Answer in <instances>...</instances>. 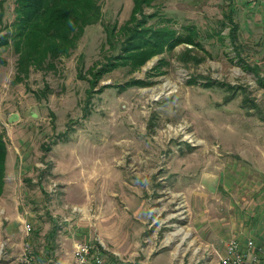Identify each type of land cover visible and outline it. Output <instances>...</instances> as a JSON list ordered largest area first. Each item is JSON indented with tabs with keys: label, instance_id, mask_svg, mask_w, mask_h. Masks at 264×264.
<instances>
[{
	"label": "crops",
	"instance_id": "1",
	"mask_svg": "<svg viewBox=\"0 0 264 264\" xmlns=\"http://www.w3.org/2000/svg\"><path fill=\"white\" fill-rule=\"evenodd\" d=\"M180 45L191 49L190 45ZM3 50L6 49H0V52ZM104 76L87 95L83 111L84 120H88L83 137H79L75 120L70 118L72 126L62 130V141L59 138L54 141L52 137L50 146L41 149L42 141L38 149L33 144L34 129L22 134L15 128L22 115L13 111L7 114L6 121L10 125L0 128V135L6 143L4 177L0 188V264H21L25 246L32 252L36 264H72L74 245L82 241L97 246L102 257L115 264H215L230 240L240 244L251 240L254 244L252 252L263 256L264 130L261 126L252 120L239 119L242 128L235 130L234 144L221 155L216 146L209 144L211 134L201 131L206 125L204 120L203 123L200 121L202 116L190 114L186 120L191 132L181 136L177 128L169 130L173 145H170L172 159L167 168L154 158L152 161H140L138 189L136 176L130 172L131 168L138 167L122 166L114 161L112 155L114 149L120 153L128 149L127 142L130 141L122 133L126 119L123 123L119 119L112 121L116 115L111 111L97 114V109L90 108L92 101L112 87L110 84L100 85L105 80ZM151 79L152 76L146 75L142 80L153 84L137 87L155 85L156 81ZM12 83L19 84L13 79ZM44 85L48 86L47 91L41 88L32 92L39 103L35 105L39 106V112H34V109L29 111L28 117L32 122L41 115L42 106L45 107L50 94L49 85L46 82ZM89 90L88 85L86 94ZM96 95L98 98H95ZM196 104L199 105H193ZM100 105L107 107L105 101ZM73 109L65 113L71 114ZM13 113L18 115V119L10 123L8 118ZM50 114L54 117L53 113ZM121 116L125 117V114ZM152 128L151 137L152 133L155 135L158 132L154 126ZM114 135L122 136L127 147L126 144L121 145V139L114 138ZM38 153L45 161L37 162ZM213 181L215 188L211 189ZM164 183L173 186L176 194L183 195L184 217L181 219L186 235L177 241L181 230L176 231L171 237L165 236L163 244L158 245L155 241L157 232L150 229L157 214L149 206L160 200V188ZM111 200L125 202L130 208L109 209L107 206ZM76 206V212L70 210ZM135 219H140V228L135 230L132 225L125 226L128 220ZM26 226H29V231Z\"/></svg>",
	"mask_w": 264,
	"mask_h": 264
},
{
	"label": "rangeland",
	"instance_id": "2",
	"mask_svg": "<svg viewBox=\"0 0 264 264\" xmlns=\"http://www.w3.org/2000/svg\"><path fill=\"white\" fill-rule=\"evenodd\" d=\"M11 1L4 0L6 12L2 19L6 23L13 20ZM97 4L101 9V20L84 29L83 36L70 57L61 59L57 63L56 73L45 75L32 73L26 84H13L16 56L11 50L2 51L6 65L0 67V128L9 124L6 116L13 111L22 115L20 123L15 125V128L22 131V134H26V131L30 133L32 131L29 130L34 129L33 144L38 149V144L42 141L41 149H45L46 145L50 146L52 137L54 141L57 138L62 141L60 133L72 126L69 122L70 118L71 121L75 120L79 137L84 136L88 119L84 120L83 108L88 99L86 94L88 84L85 80L77 78L78 68L84 73L89 67L103 61V56L108 51L105 27L119 26L127 20L133 2L132 0H97ZM228 11L231 13L230 18L234 20L233 23L226 20ZM146 12L157 13V17L149 23L159 25V18H170L173 21L171 26L178 33L185 32L186 29L182 26L197 27L206 55L193 50L182 62L178 57L185 46L180 45L173 52H166L151 59L137 72L130 74L127 68H120L104 76L105 80L100 85L110 84L112 87L106 92L103 91L99 98L96 95L95 98L98 99L91 102L90 108L97 109V114L105 112L108 114L107 112L111 111L116 115L113 116L112 121L119 119L123 123V119H126L122 125V133L130 141L127 142L128 149H125L124 153L114 149L112 155L114 161L122 166L138 167L130 169V172L136 176L135 183L138 189H140V161L157 159L167 168L168 162L172 159L170 145H173L169 130L177 128L178 133L185 136L184 133L190 130L187 121L190 114L202 116L203 119L200 121L203 123L204 120L206 125L201 131L211 134L208 137L209 144L216 146V150L221 155L226 148L234 144L232 141L234 142L237 132L235 130L242 128L239 119L252 120L264 130V0L259 2L256 0H156L155 7L146 9ZM235 25L238 38L234 43L229 38V32ZM159 58H163L165 63L161 66L164 74L159 77L151 75L153 78L151 80L156 81L155 85L144 88L131 86L125 90L118 87L133 79H144ZM44 82L49 85L50 94L47 96L45 107L42 106L41 115L32 122L28 117L29 111L34 109V112H39L37 111L39 106H35L39 103L36 102L32 92L43 88ZM104 101L107 103V111L100 105V102ZM194 103L199 104V107L195 105L196 111ZM72 108L74 109L71 114L65 113ZM50 113H53L54 117ZM122 114H125V117H122ZM101 117L104 118V115ZM144 125L145 131L142 129ZM153 126L158 131L155 135L152 133L155 141L150 134ZM197 126L195 125L196 128ZM113 137L121 139V145L126 144L127 147L122 136ZM80 147L83 148L84 145ZM98 154L99 151L96 155ZM37 156V162L45 161L39 153ZM196 168L199 170L198 167ZM164 171H166L165 167ZM172 188L173 186L166 183L161 185L160 200L152 202L153 204L149 206V209L157 214L150 229L157 232L155 241L158 245L163 244L165 236L171 237L176 231L181 230L179 237L176 238L177 241L186 235L184 221L181 219L184 217L183 195L176 194V189ZM107 208L124 210L130 207L125 202L111 200ZM77 209V206L70 208L73 212ZM128 225H132L136 230L140 228L138 227L140 219L128 220L125 226Z\"/></svg>",
	"mask_w": 264,
	"mask_h": 264
},
{
	"label": "trees",
	"instance_id": "3",
	"mask_svg": "<svg viewBox=\"0 0 264 264\" xmlns=\"http://www.w3.org/2000/svg\"><path fill=\"white\" fill-rule=\"evenodd\" d=\"M155 1L132 0L129 18L119 26L105 27L108 51L103 56V61L91 66L84 73L81 69L78 71L79 79L88 82V96L105 74L118 68H127L132 74L153 57L162 55L165 51L172 52L180 44L191 46V49L186 48L179 55L178 59L182 62L195 49L206 55L197 27L182 26L186 29L185 32L178 33L171 26L173 21L170 18H159V25L149 23L157 17V13H147L146 9L154 8ZM11 5L13 20L6 23L2 19L6 12L4 0H0V49L10 48L16 56L14 83L25 82L34 72H56L58 61L72 54L83 36L84 29L101 20V9L97 0H12ZM227 14L226 20L233 23L230 12ZM237 34L235 25L229 32V38L234 43L237 41ZM163 61V58L157 60L148 72V77L164 74L161 68L165 64ZM5 65L6 58L0 52V67ZM151 84L153 83L142 79H133L119 87ZM47 90L48 86L44 85L43 91ZM5 156L6 143L0 135V188L3 184Z\"/></svg>",
	"mask_w": 264,
	"mask_h": 264
},
{
	"label": "built area",
	"instance_id": "4",
	"mask_svg": "<svg viewBox=\"0 0 264 264\" xmlns=\"http://www.w3.org/2000/svg\"><path fill=\"white\" fill-rule=\"evenodd\" d=\"M55 187V184H54ZM29 231V226H26ZM253 242L240 244L236 240L226 243L224 253L215 264H264V255L259 257L252 252ZM72 264H115L105 260L97 246L89 242H77L72 251ZM21 264H36L35 258L28 247H24L20 258Z\"/></svg>",
	"mask_w": 264,
	"mask_h": 264
},
{
	"label": "water",
	"instance_id": "5",
	"mask_svg": "<svg viewBox=\"0 0 264 264\" xmlns=\"http://www.w3.org/2000/svg\"><path fill=\"white\" fill-rule=\"evenodd\" d=\"M17 119H18V115H17L16 113H13V114H11V115L9 116L8 121H9L10 123H13V122H15ZM210 188H211V189H214V188H215V181L211 182V184H210Z\"/></svg>",
	"mask_w": 264,
	"mask_h": 264
}]
</instances>
